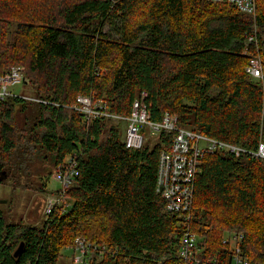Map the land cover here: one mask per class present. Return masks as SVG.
<instances>
[{"label": "trees", "instance_id": "16d2710c", "mask_svg": "<svg viewBox=\"0 0 264 264\" xmlns=\"http://www.w3.org/2000/svg\"><path fill=\"white\" fill-rule=\"evenodd\" d=\"M255 1L248 16L209 0H0V75L22 68L35 95L50 102H0V182L17 181L32 155L55 175L78 154L79 170L67 201L42 225L12 222L0 209V264H59L77 238L106 248L89 264H230L226 233L242 234L244 255L264 264L263 159L207 155L189 213L172 214L155 188L160 154L174 135L161 132L155 144L129 150L118 124L86 123L72 109L89 96L127 118L145 93L152 121L169 113L185 129L257 151L264 80L246 74L244 54L256 53L247 47L255 36L264 73V0ZM106 23L118 27L117 39L103 31ZM188 232L198 248L185 261Z\"/></svg>", "mask_w": 264, "mask_h": 264}, {"label": "built area", "instance_id": "2783aa9c", "mask_svg": "<svg viewBox=\"0 0 264 264\" xmlns=\"http://www.w3.org/2000/svg\"><path fill=\"white\" fill-rule=\"evenodd\" d=\"M213 3H228L235 6L240 13L254 16L256 12L255 0H209ZM253 43L256 45L255 54L245 49L248 56L246 74L256 82L264 80L263 62L259 55L257 38L251 37L247 41V47ZM31 90L32 95L26 93ZM8 98H18L37 104L50 105V102L38 98L30 87L24 71L20 67H12L0 75V102ZM147 95L141 94L132 105L131 115L127 118L109 114L103 103H95L92 97L79 96L77 103L72 107L77 111L84 122L91 123L97 119L106 118L115 124L126 122L123 143L126 149L140 150L148 138L157 137L161 132L172 133L171 149L160 154L159 167L156 182V194L165 201L166 210L169 213L184 215L189 213L193 198L194 184L199 174L203 161L207 155L215 152L247 153L256 159L264 160V143H260L255 152H248L241 148L202 136L180 126L175 115L165 113L161 122L151 120L145 104ZM146 132L147 134H144ZM79 176L78 154L70 156L60 164L55 172L54 181L61 185L58 194H50L47 197L45 220L49 218L57 205L67 201L65 192L72 187ZM244 236L236 233H226L223 244L231 250L230 264H256L247 260L241 245ZM197 237L192 233H186L182 239L180 256L185 261L194 259L197 251ZM67 250L73 253L71 264H89L94 259H101L106 254L105 246H100L77 238ZM199 263V262H198Z\"/></svg>", "mask_w": 264, "mask_h": 264}, {"label": "rangeland", "instance_id": "374dc122", "mask_svg": "<svg viewBox=\"0 0 264 264\" xmlns=\"http://www.w3.org/2000/svg\"><path fill=\"white\" fill-rule=\"evenodd\" d=\"M103 31L111 38H118V27L110 23L103 26ZM26 93L32 95L31 90L26 91ZM117 126L121 140H123L127 123L121 122ZM156 141L157 137H151L147 139L146 143L153 145ZM46 164L40 155H32L29 159L28 168L20 174L21 176L19 175L20 178L17 181H13L11 177L0 182V209L10 221H22L34 226L43 224L49 192L62 189L61 185L54 181V168L50 166V163ZM45 189L47 190L46 193L42 191ZM72 255L71 251L65 250L59 264H71Z\"/></svg>", "mask_w": 264, "mask_h": 264}, {"label": "water", "instance_id": "95a60500", "mask_svg": "<svg viewBox=\"0 0 264 264\" xmlns=\"http://www.w3.org/2000/svg\"><path fill=\"white\" fill-rule=\"evenodd\" d=\"M4 179H7V177L2 178V180H4ZM23 247H24V244H21L20 247L16 250V252L14 254L15 258H17L21 254Z\"/></svg>", "mask_w": 264, "mask_h": 264}, {"label": "crops", "instance_id": "0c3cea01", "mask_svg": "<svg viewBox=\"0 0 264 264\" xmlns=\"http://www.w3.org/2000/svg\"><path fill=\"white\" fill-rule=\"evenodd\" d=\"M126 129V128H125Z\"/></svg>", "mask_w": 264, "mask_h": 264}]
</instances>
